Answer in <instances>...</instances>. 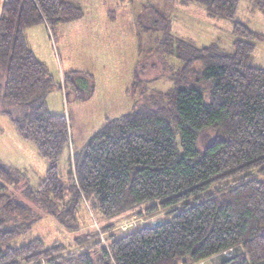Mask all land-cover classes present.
<instances>
[{
	"label": "trees",
	"instance_id": "obj_1",
	"mask_svg": "<svg viewBox=\"0 0 264 264\" xmlns=\"http://www.w3.org/2000/svg\"><path fill=\"white\" fill-rule=\"evenodd\" d=\"M189 1L206 2L210 15L228 19L239 4ZM81 13L64 0H3L0 101L27 108L23 118L12 120L18 134L48 161L40 186L48 207L59 210L61 224L79 229L82 202L107 220L162 211L166 219L111 232L103 244L99 235L112 229L110 221L74 238L79 247L95 240L81 251L62 243L47 245L39 237L20 243L30 226H9L6 219L27 210L8 194L13 175L0 164V264H209L217 257L219 264H264V68L248 62L254 42L263 36L234 21L231 52L202 47L182 70L190 72L200 61L197 76L210 84L208 93L196 87L171 89L154 106L143 104L106 118L83 149L68 157L64 181L59 161L69 147L68 118L47 108L44 93L53 78L25 32L42 23L51 29ZM74 75L63 73L62 82L83 101ZM133 76L131 95L141 83ZM92 93L93 88L89 97ZM205 130H212L214 138L199 150V134ZM227 251L230 256L224 255Z\"/></svg>",
	"mask_w": 264,
	"mask_h": 264
},
{
	"label": "rangeland",
	"instance_id": "obj_2",
	"mask_svg": "<svg viewBox=\"0 0 264 264\" xmlns=\"http://www.w3.org/2000/svg\"><path fill=\"white\" fill-rule=\"evenodd\" d=\"M78 3L82 10L80 17L51 29L34 26L30 30L31 34L37 30L30 46L53 78L44 93L47 108L68 118L69 147L59 161L64 181L68 157L83 149L106 118H114L143 104L154 106L160 101V94L171 89L196 87L208 93L210 84L197 76L202 66L200 61L192 65L190 72L182 70L189 58L200 54L198 49L202 47H210L214 52H231L234 21L242 22L263 36L262 40L254 42L248 62L264 68V0H239L232 19L212 16L206 2L189 0H81ZM115 8L127 13L120 17L129 23L105 24L104 21L115 17H111L110 12ZM65 72H75L74 79L85 100L76 99L64 85L62 74ZM134 74L141 83L131 95ZM4 82L5 74L0 67V86ZM91 88L93 93L89 97ZM26 112L23 105L0 101V164L13 175L12 183L7 185L8 194L27 210L20 217L6 220L9 226H30L22 233L20 243L39 237L47 245L62 243L70 251H81L95 240L79 247L74 238L97 231L110 221L112 229L106 235H99L103 244L107 243L106 236L111 232L120 234L166 219L162 211L150 217L132 212L107 220L98 209L82 202L79 229L72 230L61 224L57 217L59 210L48 207L47 196L40 186L48 161L39 155L32 142L18 134L12 120L23 118ZM213 138L212 130L201 132L198 149L203 150ZM227 253L224 255L230 256ZM220 260L217 257L209 264H219Z\"/></svg>",
	"mask_w": 264,
	"mask_h": 264
},
{
	"label": "crops",
	"instance_id": "obj_3",
	"mask_svg": "<svg viewBox=\"0 0 264 264\" xmlns=\"http://www.w3.org/2000/svg\"><path fill=\"white\" fill-rule=\"evenodd\" d=\"M64 1H68V2H72V3H74V4H76V5H78L79 7H80V5H79V3L78 2H80L81 0H64ZM102 1H105V0H102ZM2 3H3V0H0V15H1V10H2ZM81 8V7H80ZM115 9H117V8H115ZM115 9H111L110 10V12L112 13L111 14V17H114V18H112V19H110V20H108V21H104L105 22V24L106 25H111V26H117V25H121V24H124V23H129L128 21H126L124 18H121L120 16H126L127 15V13L124 11V10H115ZM114 11H115V13H114ZM109 12V11H108ZM117 15H119V17L117 16ZM130 21V20H129ZM36 26H38V27H41V29L43 28V26H45L46 28H47V26L44 24V23H42V24H39V25H36ZM32 27H34V26H32ZM32 27H29V28H27L26 29V31L28 32H26V35H27V42H28V45H29V47L31 48L32 46H30V43L32 42V41H34V40H31V39H34V37H35V34H37V30L33 33V34H31V31L30 30H32L31 28ZM41 32V31H40ZM28 36L29 37H31L30 38V40H29V38H28ZM36 38V37H35ZM31 50L34 52V50H33V48H31ZM126 88V87H125ZM125 90V89H124ZM124 92V91H123ZM208 260H210V259H208Z\"/></svg>",
	"mask_w": 264,
	"mask_h": 264
},
{
	"label": "built area",
	"instance_id": "obj_4",
	"mask_svg": "<svg viewBox=\"0 0 264 264\" xmlns=\"http://www.w3.org/2000/svg\"><path fill=\"white\" fill-rule=\"evenodd\" d=\"M231 251H228L227 255H230ZM197 264H208V262L206 260L200 261Z\"/></svg>",
	"mask_w": 264,
	"mask_h": 264
}]
</instances>
